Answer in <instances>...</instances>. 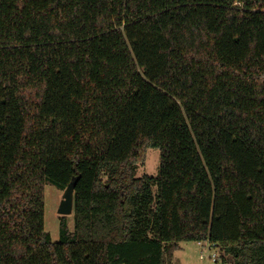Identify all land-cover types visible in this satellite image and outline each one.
Listing matches in <instances>:
<instances>
[{"label":"trees","instance_id":"16d2710c","mask_svg":"<svg viewBox=\"0 0 264 264\" xmlns=\"http://www.w3.org/2000/svg\"><path fill=\"white\" fill-rule=\"evenodd\" d=\"M73 177L53 241L45 184ZM205 239L264 264V0H0V264H175Z\"/></svg>","mask_w":264,"mask_h":264},{"label":"rangeland","instance_id":"374dc122","mask_svg":"<svg viewBox=\"0 0 264 264\" xmlns=\"http://www.w3.org/2000/svg\"><path fill=\"white\" fill-rule=\"evenodd\" d=\"M160 149L150 147L146 150L145 157L137 164V177L157 176L160 171ZM64 189L56 186L48 181L44 188V222L45 229L51 234L53 241L60 239V220L61 215L58 213V208L62 200ZM69 226L71 229L74 227V215L67 216ZM201 247L196 241H180L178 247L174 251L173 261L175 264H205L200 259ZM231 256L227 254V258ZM229 264V263H228ZM230 264H234V258Z\"/></svg>","mask_w":264,"mask_h":264},{"label":"built area","instance_id":"2783aa9c","mask_svg":"<svg viewBox=\"0 0 264 264\" xmlns=\"http://www.w3.org/2000/svg\"><path fill=\"white\" fill-rule=\"evenodd\" d=\"M197 244L201 247L200 259L205 264H225L222 259V249L217 242L205 239L197 241Z\"/></svg>","mask_w":264,"mask_h":264},{"label":"water","instance_id":"95a60500","mask_svg":"<svg viewBox=\"0 0 264 264\" xmlns=\"http://www.w3.org/2000/svg\"><path fill=\"white\" fill-rule=\"evenodd\" d=\"M76 184H77V177H73L71 182L64 189L63 197L58 208V213L61 216H69L74 211Z\"/></svg>","mask_w":264,"mask_h":264}]
</instances>
